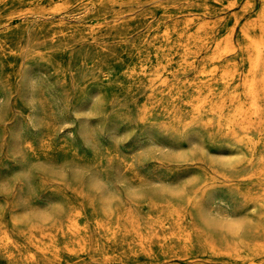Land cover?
<instances>
[{
  "label": "rangeland",
  "instance_id": "374dc122",
  "mask_svg": "<svg viewBox=\"0 0 264 264\" xmlns=\"http://www.w3.org/2000/svg\"><path fill=\"white\" fill-rule=\"evenodd\" d=\"M260 6L0 0V240L12 241L0 247V264H245L264 246V209L245 198L264 191V93L263 131L242 132L238 143L223 123L229 105L194 114L187 101L197 95L195 74L177 69L203 61L210 36L186 43L200 25L206 35L237 41ZM184 26L189 34L162 36ZM176 70V86H158ZM173 212L185 215L196 239L186 252L194 261L158 245L168 230L157 221ZM74 220L92 239L85 248L70 231ZM127 226L155 245L106 240ZM203 238L214 239L218 257ZM37 245L57 246V259Z\"/></svg>",
  "mask_w": 264,
  "mask_h": 264
},
{
  "label": "bare ground",
  "instance_id": "6f19581e",
  "mask_svg": "<svg viewBox=\"0 0 264 264\" xmlns=\"http://www.w3.org/2000/svg\"><path fill=\"white\" fill-rule=\"evenodd\" d=\"M260 1L259 11L243 25L237 41H233L230 35L220 40L211 37L212 34L206 35L207 26L205 25H200L193 34H189L187 26H184L174 30L167 28L162 35L165 36V40L169 39L173 31L179 36H184L186 33L189 36H197L190 37L187 44L197 42L201 36H210L207 38L206 44L201 47L200 53L204 58L200 64L196 61L197 57L190 63L178 64V70L184 67L195 74L190 86L197 95L187 103L194 106V114L207 110L212 114H221L225 106L229 105L230 111L224 117L223 123L230 130V135L237 138L238 143L243 142V144L244 140L240 138V133L250 135L252 130H257L258 133L263 131V128L258 129L257 127V122L261 119V112L257 106L260 90L264 93V0ZM252 8L253 3L250 2L248 11H251ZM156 58L160 65L163 56L157 54ZM175 79H178L177 70L172 74V77L160 78L158 86H176ZM187 85V82L184 81L183 90L181 87H177V94L180 95L185 91ZM210 128H213L211 121L208 122L206 131L213 134ZM258 176L264 182V167L258 171ZM245 198L249 202L253 201L255 207L259 206L264 209V191L260 193L247 191ZM157 222L168 230L164 236L159 237L158 245L160 247L177 248L184 252L180 253L182 257L186 256L188 260H196V256L186 253H191L196 239L192 230L187 227L185 215L182 212H173L170 218L161 215ZM99 226L101 227V224ZM70 231L75 235L79 247L85 248L92 242V239L87 235L86 228L82 227L77 220L70 224ZM106 240L114 246L129 240L131 243L147 247H153L157 241L156 238H144L138 233H132L128 226L124 229L122 237L116 231H108ZM202 241L210 243L214 239L203 238ZM11 242V239L5 236L0 240V247L8 248ZM208 245L211 246L208 251L210 257H218L220 253L213 249V244ZM37 248L40 254L46 258L57 259L58 257L59 248L57 246L37 245ZM230 259L232 258L229 257ZM245 264H264V246L258 245L254 251H251L245 259Z\"/></svg>",
  "mask_w": 264,
  "mask_h": 264
}]
</instances>
